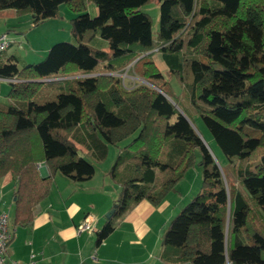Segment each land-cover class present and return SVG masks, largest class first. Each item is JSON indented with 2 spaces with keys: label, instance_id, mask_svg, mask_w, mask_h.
Listing matches in <instances>:
<instances>
[{
  "label": "trees",
  "instance_id": "obj_1",
  "mask_svg": "<svg viewBox=\"0 0 264 264\" xmlns=\"http://www.w3.org/2000/svg\"><path fill=\"white\" fill-rule=\"evenodd\" d=\"M148 1L0 0V10L31 14L34 24L57 16L61 3L75 13L74 41L53 43L40 61L19 66L0 50V81L10 85L8 102L0 103V177L11 175L12 222H30L57 171L73 180L93 175L94 164L73 142L81 126L93 131L90 143L94 132L103 139L97 159L104 158L105 143L128 139L107 172L120 189L97 240L114 228V216L139 200L158 205L198 148L200 190L169 220L160 259L264 264V0H159L155 40L150 15L140 8ZM89 2L97 7L95 16L87 12ZM96 35L109 51L91 43ZM155 50L181 85L187 104L178 103L180 109L152 85L125 87L111 74L133 61L143 79L171 97L152 58ZM56 73L81 75L59 78L55 98L36 101L40 84ZM194 113L225 163L199 137Z\"/></svg>",
  "mask_w": 264,
  "mask_h": 264
},
{
  "label": "crops",
  "instance_id": "obj_2",
  "mask_svg": "<svg viewBox=\"0 0 264 264\" xmlns=\"http://www.w3.org/2000/svg\"><path fill=\"white\" fill-rule=\"evenodd\" d=\"M94 8L90 13H96ZM74 15L72 13L71 17ZM92 42L109 51L107 42L98 35ZM89 132L93 131L77 127L73 142L80 155L102 162L109 143L104 145V158L97 159L104 149L103 139L94 132L95 143H90L93 136L88 135ZM44 166L38 164L40 175ZM107 168L94 170L93 175L84 180H73L57 171L47 196L33 207L30 222L16 224L9 219L12 236L8 257L23 264H168L160 259L159 251L165 222L173 217L178 203L173 198L174 192L169 191L158 205H152L147 199L139 200L127 212L114 216V228L97 240V232L107 218L105 213L113 207L120 189L119 184L108 178ZM7 186L9 189H5ZM12 191L11 175L6 173L0 177V204L4 203L7 193H11L13 202ZM87 215L92 219L93 229L78 232L76 226Z\"/></svg>",
  "mask_w": 264,
  "mask_h": 264
},
{
  "label": "rangeland",
  "instance_id": "obj_3",
  "mask_svg": "<svg viewBox=\"0 0 264 264\" xmlns=\"http://www.w3.org/2000/svg\"><path fill=\"white\" fill-rule=\"evenodd\" d=\"M87 12L91 16L97 14V7L93 2L89 3ZM92 7H96V13H90ZM141 10L147 12L150 15L151 19V28L153 39H156L157 30H158V15H159V0H149L140 6ZM7 11V12H6ZM11 11V12H10ZM72 13H74L69 6L65 3H61L58 8V15L49 17L37 24L32 22L31 14H21L16 15L13 8H7L0 10V32H7V35L12 39L11 44L1 51L3 57L15 56L17 64L21 66L25 63L37 62L42 60L49 47L57 41H74L70 33V18ZM93 43V42H91ZM152 58L157 69L162 73L163 77L166 78L168 84V92L171 97L169 99L175 104V106L180 109L179 104L186 101L182 100L180 96L181 85L174 76H170L167 72V68L157 50L153 51ZM80 73H71L69 75H61V73H56L44 80L40 84L37 93L34 95V99L39 102L45 100L54 99L59 89L57 84L61 79L58 77H73L79 76ZM111 74H116L121 78L122 84L125 87H131L137 83H148L150 82L143 79L137 69L134 70L133 61L126 65L123 70L115 71ZM9 82L5 79L0 81V103L5 104L8 102L7 92L9 90ZM177 101H175L174 99ZM179 103V104H178ZM191 120L201 136L206 140L209 147L212 151L218 156L219 161L223 164L225 163V157L222 155L220 149L217 147L211 133L204 124L198 114H191ZM128 139H123L118 142L117 145L108 144V153L105 160L100 162L99 160L92 159L91 157H86L89 160H92L96 172L104 170L106 166L110 168L113 158L117 154L119 146H123ZM193 163L186 168L183 176L176 182L174 188L170 193H175L174 200L177 201L174 214L179 211L197 192L200 190L201 181H202V167L199 164L200 152L198 148H195L193 151ZM107 168V169H108ZM108 178L109 175H108ZM111 180V179H110ZM111 185V184H110ZM5 189H9L7 186ZM3 204H0V211L4 210L8 213L9 219H12L13 213V202L11 193H7L3 197ZM114 204V203H113ZM107 212V211H106ZM174 216V215H173ZM170 217L165 222V227L169 222ZM10 224V223H9ZM10 228H12L10 226ZM190 264V263H183Z\"/></svg>",
  "mask_w": 264,
  "mask_h": 264
},
{
  "label": "built area",
  "instance_id": "obj_4",
  "mask_svg": "<svg viewBox=\"0 0 264 264\" xmlns=\"http://www.w3.org/2000/svg\"><path fill=\"white\" fill-rule=\"evenodd\" d=\"M11 42L12 39L8 37L7 32H0V50L8 47ZM76 229L78 232L93 229L92 219L90 218V216L87 215L86 217H84V219L76 226ZM11 236L12 231L9 228V215L6 211H0V264H23L15 259L8 257L7 255V248ZM30 263H33V261H31Z\"/></svg>",
  "mask_w": 264,
  "mask_h": 264
},
{
  "label": "water",
  "instance_id": "obj_5",
  "mask_svg": "<svg viewBox=\"0 0 264 264\" xmlns=\"http://www.w3.org/2000/svg\"><path fill=\"white\" fill-rule=\"evenodd\" d=\"M151 85H152L153 87H155L156 89H158L161 93H163L165 96H167V97L169 98V96H168L163 90H161L159 87H157V86H155V85H153V84H151ZM193 126H194V125H193ZM194 128H195V127H194ZM195 129H196V128H195ZM196 132L198 133L199 137L201 138V140L203 141V143L205 144V146L209 149L210 153H212L214 159H216V158H215V155L213 154V152H212L211 148L209 147L208 143L206 142V140L201 136V134H200L197 130H196ZM216 163L218 164L217 160H216ZM218 165H219V164H218ZM43 168H44V172H42V174H41L42 176L45 175V173H46V167L44 166ZM114 210H115V204L113 205L112 208H110V209L105 213V216H106V217H110L111 214L114 212Z\"/></svg>",
  "mask_w": 264,
  "mask_h": 264
}]
</instances>
